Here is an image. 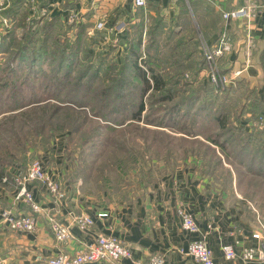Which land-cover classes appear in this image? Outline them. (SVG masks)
I'll list each match as a JSON object with an SVG mask.
<instances>
[{"label": "rangeland", "instance_id": "rangeland-1", "mask_svg": "<svg viewBox=\"0 0 264 264\" xmlns=\"http://www.w3.org/2000/svg\"><path fill=\"white\" fill-rule=\"evenodd\" d=\"M14 1L0 0V211L12 206L5 199L16 192L15 170L25 171L34 160L59 175L69 196L102 205L135 196L138 186L155 185L189 167L211 174L225 208L241 210L264 227V158L258 147L249 146L264 126L247 125L255 124V114H244L241 105L247 92H231L213 109L204 102L207 109L198 112L194 98L203 95L206 72L198 76L205 81L199 82L201 92H172L170 102L158 92L142 94L135 79L121 91L115 80L125 50L114 49L110 33L98 32L94 19L82 45L68 46L85 25L76 11L53 19L39 0H25L15 13ZM140 51L144 58L147 49ZM86 55L104 65L86 67ZM173 68L170 73L185 71L177 64ZM192 73L184 72L185 82L192 81ZM140 104L144 111L132 120ZM174 104H185L184 113L169 114ZM13 233L0 225V264H23Z\"/></svg>", "mask_w": 264, "mask_h": 264}, {"label": "crops", "instance_id": "crops-1", "mask_svg": "<svg viewBox=\"0 0 264 264\" xmlns=\"http://www.w3.org/2000/svg\"><path fill=\"white\" fill-rule=\"evenodd\" d=\"M185 2L199 44H202V26L209 21L211 23L212 18L215 28L211 29V35L205 42H215L221 29L233 40L232 51L220 62V70L227 76L235 71L241 73L231 84L219 87L227 88L244 79L255 92H263L261 100H264V14L258 13L259 16L251 22L252 46L246 51L244 28L237 21L225 22L220 17L222 11L244 5V0H192L196 9L194 11L190 9L187 0ZM47 4L45 12L51 17L63 20L65 12L72 10L76 11L79 21L84 22L85 28L93 19L94 27L99 22L103 23V30L99 31L103 34L115 33L121 36L124 34V21L137 22L132 0H48ZM142 11L146 18L159 14L170 19L181 14L177 0H147L146 9ZM196 24L199 29L195 28ZM246 52L250 54L248 58ZM49 174L60 182L58 174ZM60 184L66 193V200L59 207L53 205L45 191L32 186L34 200L43 211L33 214L26 204H20L16 209L17 213L32 215L37 221L34 232L13 233L16 234L14 243L18 246L17 252L23 264H46L50 256L60 253L72 255L95 242L99 235L115 236L131 249L132 258L124 259L120 264H136L155 254L163 255L166 264H196L185 253L191 240L203 236L212 251L215 264H257L224 258L221 251L223 244L232 245L237 253L243 246L255 245L251 236L257 232L258 224L256 219H249L241 210L225 208L223 202L218 200L217 188L212 186V177L201 170L177 168L162 182L143 185L145 188L138 186L135 196L128 194L127 197L116 198L105 205L94 204L88 197L80 200L75 194L69 196L68 189ZM5 200L10 206L11 199ZM180 207L192 215L199 227V234L186 235L180 229L176 213ZM83 214L94 220L93 226L85 232L72 224L73 216ZM98 214H106V217L100 218ZM49 216L68 225L72 234L69 242L55 241L49 227Z\"/></svg>", "mask_w": 264, "mask_h": 264}, {"label": "built area", "instance_id": "built-area-1", "mask_svg": "<svg viewBox=\"0 0 264 264\" xmlns=\"http://www.w3.org/2000/svg\"><path fill=\"white\" fill-rule=\"evenodd\" d=\"M33 1V0H31ZM244 5L239 8L222 11V20L237 21L242 25L245 31V45L248 51L251 44V22L259 14H264V0H244ZM147 0H132V7L137 10L146 9ZM103 23L99 22L95 29L99 32L103 30ZM232 51L226 32H222L215 42L201 44L200 53L206 62V76L208 81L214 86L231 84L234 79L240 75V71H235L232 75L227 76L221 73L219 60L223 59ZM246 58L250 56L249 52L245 53ZM254 127L261 128L264 126V117L255 121ZM17 171L14 176L16 192L11 198V208L0 211V225L14 233L29 234L34 232L36 227V218L28 214L17 213L16 206L26 204L33 214L43 211L33 197L32 186L38 187L39 190L45 191L52 200L55 207H59L66 200V193L58 180H55L45 168L41 160L31 162L25 171ZM5 181V180H4ZM177 217L180 229L186 235L199 234L197 226L192 215L187 213L183 208H178ZM98 217L104 218L106 214H98ZM49 227L58 243H67L72 239V234L68 225L57 221L54 217H48ZM72 224L80 231L85 232L94 224L93 218L89 215H76L72 218ZM255 240L253 246H243L237 253L232 245L223 244L221 251L226 260H240L243 263L264 264V227L258 221L257 232L251 236ZM185 256L191 258L196 264H215L213 254L205 240L201 237L191 240L188 244ZM132 258L131 249L127 247L119 238L112 235H99L95 242L86 246L84 249L75 252L72 255L60 253L50 256L46 259V264H120L124 259ZM39 260H42L39 258ZM136 264H166V260L161 254L149 256L144 261H138Z\"/></svg>", "mask_w": 264, "mask_h": 264}, {"label": "trees", "instance_id": "trees-1", "mask_svg": "<svg viewBox=\"0 0 264 264\" xmlns=\"http://www.w3.org/2000/svg\"><path fill=\"white\" fill-rule=\"evenodd\" d=\"M24 1L25 0H16L13 2L12 7H14L15 13L16 10H19L20 7H22ZM177 2L179 3L181 9L179 17L165 19L159 14H155L154 16H148L146 18L143 11L141 9H137L134 12L137 22L130 23L129 20L123 22V35L118 36V34L115 33L110 34L109 40L112 41V43L113 41L115 42L113 43L115 46L114 49L118 47L125 50L124 55L121 56L122 67L118 70L116 77L117 80H115L117 81L115 88L117 89L120 87V90L122 91L123 88L130 86L127 80L132 81L135 79L142 83V88L138 89V91L142 94L148 91L158 92V94L166 95L162 101L170 102L173 96L172 92H201L200 90L202 86L203 95H200L199 99L194 98L199 101V108L198 110L193 111L198 112H201L202 108L207 109L205 104L207 102L210 103V109H213V107H219V99L221 98L222 100H225L229 98L231 92H247V95L244 97L246 100L243 99L241 104L244 114H255L253 121H258L260 118L264 117V100H261L258 97L255 89L244 79H240L230 87L222 88L211 84L206 77V85L200 86L199 82L203 81L198 79V76L201 78V73L203 74L206 72V62L200 51H198L199 41L197 39V32L192 27L189 19L188 6L185 0H177ZM187 2L191 10H196L192 0H187ZM40 3L42 5L41 7H46L48 5V0H43V2ZM14 12H10L9 15H13ZM220 17L222 19V16ZM53 19H57V17H53ZM239 24L242 28L240 22ZM213 28H215V21L212 18L211 23L209 21L205 24L204 29L202 28L203 31L201 29V32H203L206 39L210 37V32ZM84 32L85 26L78 28L75 39L68 41L67 45L69 44L68 46H71L77 42H80L82 45ZM221 33L222 29L218 33V37ZM227 36L231 46L233 47L232 38L228 34ZM109 44L108 47L113 48ZM141 48H143V50L147 49V54L146 56L144 54V58H142L140 53ZM83 59L84 61L89 62V64H86V67H90V65H92L91 62H94L92 67L94 70H98L104 65L103 59L89 61L90 56L87 55ZM39 61H41V59H39ZM221 61L222 59L218 62L219 66ZM140 64H142L144 68H142ZM176 64L180 65V67L182 66L184 70L189 71V73H192L193 71V73L190 74L192 81L189 80V82H185L183 76L185 71L170 73V70H175L173 66ZM160 66H164V68L159 69ZM123 80H125V83H123V85H118L119 82ZM251 98H254L252 99L253 101ZM184 106L185 104H174L168 113L172 114V116L176 114L180 115V113L183 112L182 109ZM174 109H176V111ZM143 111L144 107L140 104L134 114L131 115V119L139 120ZM216 120L220 129L225 128V124L222 121L219 119ZM253 136L257 137L252 139ZM253 136H249V139H252L249 146L255 145L254 147H258V152L260 153L259 158H264V131L258 130V133H255ZM254 141L256 142L254 143ZM212 143L222 150V146L218 145L216 141L213 140ZM197 159H199V157H197ZM205 175L212 177L211 174H208L207 172ZM153 184L154 182L151 181L150 185Z\"/></svg>", "mask_w": 264, "mask_h": 264}]
</instances>
